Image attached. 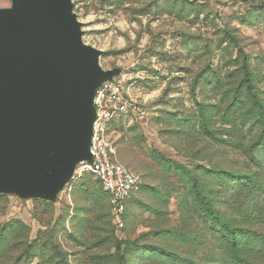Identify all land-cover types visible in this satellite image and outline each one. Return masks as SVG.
I'll return each instance as SVG.
<instances>
[{"label": "rangeland", "instance_id": "1", "mask_svg": "<svg viewBox=\"0 0 264 264\" xmlns=\"http://www.w3.org/2000/svg\"><path fill=\"white\" fill-rule=\"evenodd\" d=\"M72 1L146 110L109 127L143 186L123 228L81 164L54 201L0 193V264H264V244L242 260L203 203L264 242V0Z\"/></svg>", "mask_w": 264, "mask_h": 264}, {"label": "water", "instance_id": "2", "mask_svg": "<svg viewBox=\"0 0 264 264\" xmlns=\"http://www.w3.org/2000/svg\"><path fill=\"white\" fill-rule=\"evenodd\" d=\"M72 0L0 7V193L56 200L92 161L102 51L85 43Z\"/></svg>", "mask_w": 264, "mask_h": 264}, {"label": "built area", "instance_id": "3", "mask_svg": "<svg viewBox=\"0 0 264 264\" xmlns=\"http://www.w3.org/2000/svg\"><path fill=\"white\" fill-rule=\"evenodd\" d=\"M94 105L97 117L90 146L92 161L85 160L79 164L91 170L101 181L104 191L109 194L115 221L119 228H123L127 201L139 190L142 178L118 160L109 127L120 117L144 118L146 110L131 88L116 77L103 81L97 88Z\"/></svg>", "mask_w": 264, "mask_h": 264}, {"label": "trees", "instance_id": "4", "mask_svg": "<svg viewBox=\"0 0 264 264\" xmlns=\"http://www.w3.org/2000/svg\"><path fill=\"white\" fill-rule=\"evenodd\" d=\"M249 76H250V72H249V69H248L247 70V82H250ZM121 118L122 117L113 120L112 123H114L115 121H117V120H119ZM97 181L101 185V181L98 178H97ZM142 186H143V181L141 183L140 188ZM101 187H102V185H101ZM140 188H139V190H140ZM102 189H103V187H102ZM103 191H104V189H103ZM138 191H136L127 201V211H126V214H125V221H126L127 216H128V211H129L130 205H131L132 201L135 200V197H136ZM104 193H105V195L107 197V200H108V203H109V207H110V210L112 212L110 201H109V194L107 192H105V191H104ZM1 194H5V193H1ZM203 203H205V208L209 212V216L211 218V224H212L213 228L215 230L223 232L224 236H226V237H228L230 239V244L232 246L233 251L236 254L240 255L242 257V260H244V261L246 260V257L243 255L244 254L243 253L244 249L248 250V248L260 247V246H262L264 244V242H262L260 244L252 243L251 239H250V236L253 234L251 229L245 228L243 225L241 226V225H237V224H232L230 219L224 218L217 211V209L214 207V205L211 202H208V201L204 200ZM242 233L245 236H243ZM246 235H247V237H246ZM241 252H242V254H241Z\"/></svg>", "mask_w": 264, "mask_h": 264}]
</instances>
